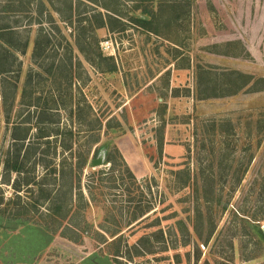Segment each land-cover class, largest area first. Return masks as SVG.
I'll list each match as a JSON object with an SVG mask.
<instances>
[{
	"label": "rangeland",
	"instance_id": "374dc122",
	"mask_svg": "<svg viewBox=\"0 0 264 264\" xmlns=\"http://www.w3.org/2000/svg\"><path fill=\"white\" fill-rule=\"evenodd\" d=\"M0 61V264H264V0H0Z\"/></svg>",
	"mask_w": 264,
	"mask_h": 264
},
{
	"label": "trees",
	"instance_id": "16d2710c",
	"mask_svg": "<svg viewBox=\"0 0 264 264\" xmlns=\"http://www.w3.org/2000/svg\"><path fill=\"white\" fill-rule=\"evenodd\" d=\"M97 45H98V44H96V48L98 49ZM96 57H97V58H101V57H100V54L96 55ZM8 66L10 67V64H8ZM9 67H8V68H9ZM8 68L6 69V68H5V63H2V62L0 61V74H5V73L9 72ZM10 71H11V70H10ZM9 168H10V166H9Z\"/></svg>",
	"mask_w": 264,
	"mask_h": 264
},
{
	"label": "water",
	"instance_id": "95a60500",
	"mask_svg": "<svg viewBox=\"0 0 264 264\" xmlns=\"http://www.w3.org/2000/svg\"><path fill=\"white\" fill-rule=\"evenodd\" d=\"M100 163H101V160L97 159V160L92 162V165L93 166H98V165H100Z\"/></svg>",
	"mask_w": 264,
	"mask_h": 264
}]
</instances>
